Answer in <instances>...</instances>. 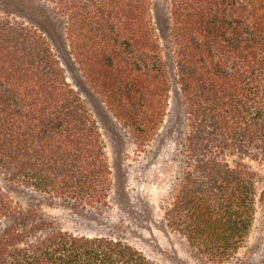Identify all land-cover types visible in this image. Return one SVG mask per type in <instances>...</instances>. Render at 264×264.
Instances as JSON below:
<instances>
[{
  "label": "trees",
  "instance_id": "obj_1",
  "mask_svg": "<svg viewBox=\"0 0 264 264\" xmlns=\"http://www.w3.org/2000/svg\"><path fill=\"white\" fill-rule=\"evenodd\" d=\"M57 19L82 85L137 150L160 137L179 87L188 132L166 220L212 260L231 257L255 215L242 162H264V0H169L160 13L153 0H0V177L13 188L0 187V264H155L11 198L34 192L82 214L115 191L93 106L56 52Z\"/></svg>",
  "mask_w": 264,
  "mask_h": 264
},
{
  "label": "rangeland",
  "instance_id": "obj_2",
  "mask_svg": "<svg viewBox=\"0 0 264 264\" xmlns=\"http://www.w3.org/2000/svg\"><path fill=\"white\" fill-rule=\"evenodd\" d=\"M158 13L165 11L169 0H153ZM51 13L49 4H43ZM52 31L56 52L66 70L68 82L93 106L105 142V154L114 180V192L108 206L76 208L70 202L52 200L34 192L12 193V199L25 206H37L62 228L85 236H106L118 239L141 252L155 264H264V162L243 161L254 186L255 215L249 232L231 257L223 261L205 256L188 239L170 228L166 213L170 208L179 178L183 174V144L188 132L187 119L179 87L170 94L169 113L160 137L146 152L137 150L127 128L117 123L91 92L82 85L79 72L71 64L63 39L62 20L57 19ZM149 150L151 151L149 153ZM235 166L241 160L232 158ZM0 187L8 195L10 182L0 177ZM20 191V190H19ZM21 192V191H20ZM130 197L126 201L121 196ZM121 196V197H120ZM76 208V209H75ZM10 225V219L1 223Z\"/></svg>",
  "mask_w": 264,
  "mask_h": 264
}]
</instances>
